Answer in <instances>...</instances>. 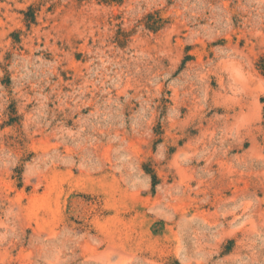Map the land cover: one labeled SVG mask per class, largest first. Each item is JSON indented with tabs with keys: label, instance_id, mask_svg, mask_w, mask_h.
Wrapping results in <instances>:
<instances>
[{
	"label": "rangeland",
	"instance_id": "1",
	"mask_svg": "<svg viewBox=\"0 0 264 264\" xmlns=\"http://www.w3.org/2000/svg\"><path fill=\"white\" fill-rule=\"evenodd\" d=\"M0 264H264V0H0Z\"/></svg>",
	"mask_w": 264,
	"mask_h": 264
}]
</instances>
